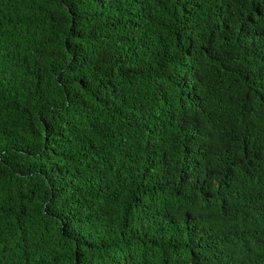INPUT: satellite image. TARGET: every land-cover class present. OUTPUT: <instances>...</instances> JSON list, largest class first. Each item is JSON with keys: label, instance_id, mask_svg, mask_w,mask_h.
Here are the masks:
<instances>
[{"label": "trees", "instance_id": "16d2710c", "mask_svg": "<svg viewBox=\"0 0 264 264\" xmlns=\"http://www.w3.org/2000/svg\"><path fill=\"white\" fill-rule=\"evenodd\" d=\"M0 264H264V0H0Z\"/></svg>", "mask_w": 264, "mask_h": 264}]
</instances>
